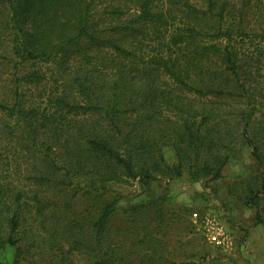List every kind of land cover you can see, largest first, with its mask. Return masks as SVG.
<instances>
[{"label":"trees","instance_id":"trees-1","mask_svg":"<svg viewBox=\"0 0 264 264\" xmlns=\"http://www.w3.org/2000/svg\"><path fill=\"white\" fill-rule=\"evenodd\" d=\"M219 1L173 14L153 0H0V63L12 69L0 100V251H14L12 264L71 253L89 264L155 263L152 236L137 250L115 240L113 222L128 210L105 197L109 187L156 175L217 181L243 148L251 164L227 196L264 228V57L242 46L264 43V28L254 34ZM177 13L202 19L185 26Z\"/></svg>","mask_w":264,"mask_h":264},{"label":"rangeland","instance_id":"rangeland-1","mask_svg":"<svg viewBox=\"0 0 264 264\" xmlns=\"http://www.w3.org/2000/svg\"><path fill=\"white\" fill-rule=\"evenodd\" d=\"M156 5L164 4L172 9L173 14L185 10V2L196 9L205 10V0H153ZM106 4V0H101ZM226 2L230 14L235 20L242 14L244 23L255 34L264 28V0H220ZM216 12V11H215ZM182 24L191 25L198 13H177ZM230 19V18H229ZM206 21L203 19L201 23ZM5 20L0 10V38L6 36L3 26ZM171 26V20L168 21ZM151 32L150 30H146ZM147 36V35H146ZM239 40V39H238ZM243 49L258 46L264 57V43H259L255 36L243 39ZM239 42V41H238ZM150 42L145 43L149 50ZM264 59V58H263ZM264 64V62H263ZM12 69L9 64L0 63V100L12 91ZM162 156L166 166L174 163V154L170 147L162 148ZM251 164L250 150L243 148L241 158L230 162L222 170V177L217 181L200 180L190 182L186 176L179 178L156 175V179L146 186L136 184L112 185L105 195L107 199H116L121 210H128L113 222L114 230H121L115 240L127 248H136L135 244L145 234L159 242L155 251V263L168 264L187 261L198 262L205 257L204 264H264V228L253 224V212L230 203L227 187L239 177L244 166ZM138 207L136 211H130ZM143 213L144 222L136 226H123L120 223L128 216L135 218ZM142 219V220H143ZM219 228L223 236L221 245L217 244L215 231ZM137 250V248H136ZM14 251H0V264H12ZM20 264H32L29 261ZM34 264H49L38 261ZM54 264H89V261L71 253L65 263Z\"/></svg>","mask_w":264,"mask_h":264},{"label":"built area","instance_id":"built-area-1","mask_svg":"<svg viewBox=\"0 0 264 264\" xmlns=\"http://www.w3.org/2000/svg\"><path fill=\"white\" fill-rule=\"evenodd\" d=\"M215 232H216L215 238L217 239V244L221 245V243L223 242V236H222L221 230L217 228Z\"/></svg>","mask_w":264,"mask_h":264}]
</instances>
